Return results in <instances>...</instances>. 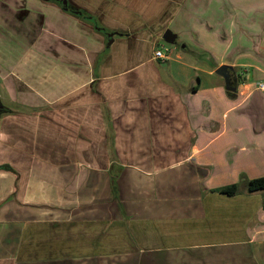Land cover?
I'll return each mask as SVG.
<instances>
[{"label":"crops","instance_id":"1","mask_svg":"<svg viewBox=\"0 0 264 264\" xmlns=\"http://www.w3.org/2000/svg\"><path fill=\"white\" fill-rule=\"evenodd\" d=\"M65 1L0 0V264H264V0Z\"/></svg>","mask_w":264,"mask_h":264},{"label":"water","instance_id":"2","mask_svg":"<svg viewBox=\"0 0 264 264\" xmlns=\"http://www.w3.org/2000/svg\"><path fill=\"white\" fill-rule=\"evenodd\" d=\"M61 3L63 9H66V1L65 0H56ZM109 36V35H108ZM162 39L166 43H172L174 39V35L171 33L169 29L164 30L162 34ZM231 69L230 66L226 64H221L215 69V73L222 77L224 81V88L227 91H234L235 87L231 81V73L229 72Z\"/></svg>","mask_w":264,"mask_h":264},{"label":"trees","instance_id":"3","mask_svg":"<svg viewBox=\"0 0 264 264\" xmlns=\"http://www.w3.org/2000/svg\"><path fill=\"white\" fill-rule=\"evenodd\" d=\"M245 188L248 192L264 189V176L246 180ZM212 191L226 194V195H232L237 192V184L233 183V184L217 187L213 189Z\"/></svg>","mask_w":264,"mask_h":264},{"label":"built area","instance_id":"4","mask_svg":"<svg viewBox=\"0 0 264 264\" xmlns=\"http://www.w3.org/2000/svg\"><path fill=\"white\" fill-rule=\"evenodd\" d=\"M167 52V49H164ZM162 51L161 49H155L153 51V57L154 58H165V56L167 55V53ZM256 88L260 91L264 92V81H258L256 83Z\"/></svg>","mask_w":264,"mask_h":264},{"label":"flooded vegetation","instance_id":"5","mask_svg":"<svg viewBox=\"0 0 264 264\" xmlns=\"http://www.w3.org/2000/svg\"><path fill=\"white\" fill-rule=\"evenodd\" d=\"M4 109H5V106H4L3 99H2L1 94H0V115L2 114Z\"/></svg>","mask_w":264,"mask_h":264},{"label":"rangeland","instance_id":"6","mask_svg":"<svg viewBox=\"0 0 264 264\" xmlns=\"http://www.w3.org/2000/svg\"><path fill=\"white\" fill-rule=\"evenodd\" d=\"M162 51H164V52H166L163 48L161 49ZM0 94H1V96H3V93H2V91H1V87H0ZM4 99V98H3ZM4 101V100H3ZM5 105H6V103H5ZM262 193V195H263V198H264V191L263 192H261Z\"/></svg>","mask_w":264,"mask_h":264}]
</instances>
